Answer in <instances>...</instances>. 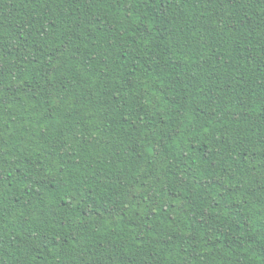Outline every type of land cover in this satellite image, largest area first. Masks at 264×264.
I'll return each instance as SVG.
<instances>
[{"label": "trees", "instance_id": "16d2710c", "mask_svg": "<svg viewBox=\"0 0 264 264\" xmlns=\"http://www.w3.org/2000/svg\"><path fill=\"white\" fill-rule=\"evenodd\" d=\"M0 264H264V0H0Z\"/></svg>", "mask_w": 264, "mask_h": 264}]
</instances>
